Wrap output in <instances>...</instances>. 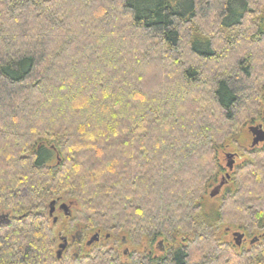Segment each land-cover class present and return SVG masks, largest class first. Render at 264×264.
Wrapping results in <instances>:
<instances>
[{
	"label": "trees",
	"instance_id": "obj_1",
	"mask_svg": "<svg viewBox=\"0 0 264 264\" xmlns=\"http://www.w3.org/2000/svg\"><path fill=\"white\" fill-rule=\"evenodd\" d=\"M245 45L264 46V0H0V264H264V185L253 213L235 192L251 174L206 197L225 150L264 177V143L243 142L264 51ZM229 203L258 251L219 232ZM64 232L98 240L57 257Z\"/></svg>",
	"mask_w": 264,
	"mask_h": 264
},
{
	"label": "rangeland",
	"instance_id": "obj_2",
	"mask_svg": "<svg viewBox=\"0 0 264 264\" xmlns=\"http://www.w3.org/2000/svg\"><path fill=\"white\" fill-rule=\"evenodd\" d=\"M68 11H67V13H68ZM78 22H80V20H78ZM212 22H213V19L210 20V23H212ZM6 27L10 28V26H8V25H6ZM245 46H246L245 49L246 50H250V52H252L255 56H259L262 53V51H264V46H259V48L251 46V45H245ZM115 57L117 59H123L124 58V57L118 56V54H116ZM229 61H230L229 54L227 53V55L225 56V60L221 61V64L219 66H212L210 68V70H213V67H214V70H216V69L218 70L219 68H221L222 65L223 66H226V64L228 65ZM135 62H136V60H135ZM153 72H156V71H153ZM203 76L207 77L208 73L206 71H204L203 72ZM82 78L85 81V83H89L90 79H86L83 76H82ZM164 78L166 80H169V81L172 80V77L169 74H167V73L164 75ZM60 79H61V77H60ZM84 88H86V87L81 84L80 85V89H84ZM183 104L182 105L176 104L175 106H177V107L173 106V107H169V108L180 109L183 106H185L187 108L189 107L187 102L183 101ZM262 104L264 106V101H262ZM248 108H249V106H248ZM252 125L255 126V127H258L259 125H261L263 128L261 126H259V127L264 131V122L261 123V124L256 122V123H254ZM254 137H255V134L252 133V131H247V127H245L243 129L244 146H249V148L256 147L257 149L262 148L264 140H259V141L257 140V142L254 143ZM228 152H232V151L225 150L222 153V155L220 156L221 165L224 167V169L222 171H220V174H219L217 180L207 189V196L206 197H207V200H208V205H214V203H215L214 201H216L215 198L218 196L219 192L221 193L224 190L225 187H229L230 186V192L231 193L235 190V187L232 186V183L234 184V182L232 181L233 177L235 178V176L236 175L238 176V174H239V175L244 176V179L246 181L247 176L249 174H251V177H252L253 181L250 180L245 185L242 184V185L238 186V188L236 189L235 192L239 193L241 191V193H243L239 197V203L240 204L243 203L244 206H241L240 209L244 210L243 207H246L245 209H247L248 213H253L254 212V208L252 210V207H257L258 205H260V203L259 202H255V201H249V200H254L255 197L257 196L256 193L252 194V193H250V191H251V189L253 187H257L260 184L264 185V177H261V175L257 174V172H255V170H254V167L259 165V161H258L257 158H255V161H254L253 158H250V157L248 158L246 156L247 154L244 155V152H235L236 155L231 156V157H225L226 153H228ZM259 154L262 155L263 152L259 153ZM248 159H249V162H247ZM214 169L215 168H213V170ZM225 173H227L229 176H228V179L224 178L223 181L225 182V180H226L227 182H225V184H222V186L220 187L219 192L215 196H213V197L209 196L210 191L221 181L220 178L223 177L225 175ZM249 188H251V189H249ZM254 189L255 188H253L252 191H256ZM246 193L249 194V195H246L244 197L243 195L246 194ZM254 195H256V196H254ZM233 205H235V204L234 203H229V207L228 208L230 210L228 211V208H227V211L226 210L223 211L224 215L221 217L222 221L220 222V228L218 230H219V232H221V234H223L222 232L225 231V229H226L225 227L229 226L231 229H229L228 233L224 234V238L228 241V243H230V244H232L234 246L235 242H234L233 233L234 232H241L242 233V230L239 229L240 228L239 226H241L242 223H244L243 220L245 219V217L241 218V215H239V213H237V211H236L237 207H234ZM244 211H246V210H244ZM3 214H5V212L0 211V215H3ZM246 216H248V215H246ZM63 227H64V231H66L65 230L66 229V223L63 224V226H61V228H63ZM74 235H75V232H73L71 234H66V236H65L68 239V242H67L68 254H77V253H79L80 251H83V250H87L88 251L90 246L88 245L89 247H86L85 243L93 236V233L82 236L83 239L81 241H79V242H76V238L75 237L73 238ZM259 238H260V235L258 233L257 234L256 233H252L249 236H244V233H243V237H242V241H241L242 243H240V244L241 245L243 244L245 247H247L249 243L254 244V251H258L260 249V242H257L259 240ZM251 241H253V242H251ZM159 242H161V241H157L158 244H160ZM60 243H61V241L58 240L57 245H59ZM160 245H161V248H162V243ZM160 245H159V247H160ZM238 246H240V245H238ZM126 247H128V245L127 246H121L120 247V251H123L124 249H126ZM231 248H232V246H231ZM154 249H155L154 250V255L155 256L156 255L159 256L160 254L163 253V250L158 248V245H155ZM190 253H191V258H193V259L196 258L195 253H194V249H191ZM230 253H231V251H230ZM80 254H82V252ZM227 254H228V251L224 253V256H225L226 259L227 258L229 259V257H228L229 254L228 255Z\"/></svg>",
	"mask_w": 264,
	"mask_h": 264
},
{
	"label": "water",
	"instance_id": "obj_3",
	"mask_svg": "<svg viewBox=\"0 0 264 264\" xmlns=\"http://www.w3.org/2000/svg\"><path fill=\"white\" fill-rule=\"evenodd\" d=\"M250 131H252V133H254L255 134V137H254V143L255 142H257V140L259 141V140H264V131L258 126V127H251L250 128ZM227 157H231V155H228ZM230 166V165H229ZM224 180V177H222V179H221V181L210 191V193H209V196H211V197H213V196H215L218 192H219V190H220V187L222 186V184H223V181ZM54 204H55V200H53L52 202H51V208H50V214L53 212V210H54ZM59 209H61L62 211H63V213L65 214V215H68L69 214V208H68V205L67 204H65V203H61L60 205H59ZM53 220H55V217H54V219ZM233 237H234V242H235V244L236 245H240V243H241V240H242V237H243V233H241V232H234L233 233ZM96 240H98V234H94L88 241H87V244L89 245V244H91L93 241H96ZM62 242L58 245V249H57V251H56V256L57 257H60V255H61V253H62V251H63V249L65 248V246H66V243H67V240H66V237H63L62 238V240H61ZM251 242H253V241H251Z\"/></svg>",
	"mask_w": 264,
	"mask_h": 264
},
{
	"label": "flooded vegetation",
	"instance_id": "obj_4",
	"mask_svg": "<svg viewBox=\"0 0 264 264\" xmlns=\"http://www.w3.org/2000/svg\"><path fill=\"white\" fill-rule=\"evenodd\" d=\"M61 203V201L59 202L58 200H55V204H54V211H60V212H62V210L61 209H59V204ZM2 218H5V214H3V215H0V220L2 219ZM82 236H83V234H81L80 232L79 233H76L74 236H73V238L75 237L78 241H81L83 238H82ZM72 238V239H73ZM122 243L124 244L125 243V240H122ZM242 243V242H241ZM85 245H87L88 246V244H87V242L85 243ZM90 245V244H89ZM160 249H162L161 248V246H160Z\"/></svg>",
	"mask_w": 264,
	"mask_h": 264
}]
</instances>
